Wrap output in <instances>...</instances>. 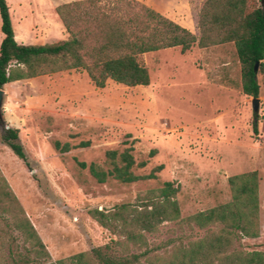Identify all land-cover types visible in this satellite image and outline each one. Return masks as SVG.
Masks as SVG:
<instances>
[{
  "label": "rangeland",
  "instance_id": "rangeland-1",
  "mask_svg": "<svg viewBox=\"0 0 264 264\" xmlns=\"http://www.w3.org/2000/svg\"><path fill=\"white\" fill-rule=\"evenodd\" d=\"M69 1L7 0L16 40L23 36L24 44H44L65 39L55 5ZM139 1L199 37L205 0ZM140 60L149 72L145 86L107 80L96 87L84 70L2 86L0 135L4 128L17 129L26 160L0 138V173L50 261L113 246L115 236L90 216V209H110L163 181H175L185 217L229 201L228 177L252 170L258 174L259 236L242 238L235 248L264 252V69L257 67L254 110L253 97L241 90V66L231 42L209 47L195 43L184 52L178 46L164 48L143 53ZM130 146L136 174L162 166L155 178L127 184L92 177L90 163L104 165L106 150ZM141 161L143 166L137 164ZM203 234L197 227L165 222L147 238L150 247L162 252ZM11 250L25 253L22 235L0 218L2 264H9Z\"/></svg>",
  "mask_w": 264,
  "mask_h": 264
},
{
  "label": "trees",
  "instance_id": "trees-1",
  "mask_svg": "<svg viewBox=\"0 0 264 264\" xmlns=\"http://www.w3.org/2000/svg\"><path fill=\"white\" fill-rule=\"evenodd\" d=\"M55 11L67 37L22 44L15 40L8 3L0 0V88L11 81L69 70H84L96 87H103L107 80L145 86L149 72L140 60L143 53L177 46L184 52L195 43L209 47L231 42L241 66L242 92L253 98L259 94L254 65L258 62L257 67L264 69V0H205L198 16V38L139 0H72L58 4ZM0 138L26 160L17 129L4 128ZM80 165L85 167L83 162ZM135 165L130 146L106 150L104 165L92 162L88 170L97 182L113 178L128 184L155 178L162 168L158 165L148 174H136ZM227 182L229 201L185 217L176 199L180 187L175 181H163L110 209H90V216L115 236L113 246L50 261L44 243L0 173V218L22 235L25 249V253L9 251V264H264V252L235 248L240 239L259 236L257 171L231 175ZM165 222L197 227L204 234L158 252L160 247L149 246L147 234L156 233Z\"/></svg>",
  "mask_w": 264,
  "mask_h": 264
},
{
  "label": "water",
  "instance_id": "water-1",
  "mask_svg": "<svg viewBox=\"0 0 264 264\" xmlns=\"http://www.w3.org/2000/svg\"><path fill=\"white\" fill-rule=\"evenodd\" d=\"M257 65H258V62H256L255 65H254V70L255 71L257 70ZM3 94H4V91H3L2 88H0V120L2 119L1 107H2V102H3ZM253 109L254 110L257 109V98H253Z\"/></svg>",
  "mask_w": 264,
  "mask_h": 264
},
{
  "label": "crops",
  "instance_id": "crops-1",
  "mask_svg": "<svg viewBox=\"0 0 264 264\" xmlns=\"http://www.w3.org/2000/svg\"><path fill=\"white\" fill-rule=\"evenodd\" d=\"M6 1H7V0H6ZM55 6H57V4H56ZM10 17H11V15H10ZM54 21H57L56 18H55ZM0 25H1V20H0ZM15 35H16V32H14V37H15ZM2 37H3V34H2V32H1V30H0V42H1ZM25 39H26L25 37L20 36V39H18V40L15 39V40H16L18 43H19V42L22 43V42L25 41ZM22 44H24V43H22ZM33 44H34V43H33Z\"/></svg>",
  "mask_w": 264,
  "mask_h": 264
}]
</instances>
